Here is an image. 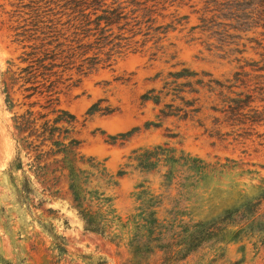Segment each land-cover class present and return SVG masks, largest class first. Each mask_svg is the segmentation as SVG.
Here are the masks:
<instances>
[{
  "label": "rangeland",
  "instance_id": "rangeland-1",
  "mask_svg": "<svg viewBox=\"0 0 264 264\" xmlns=\"http://www.w3.org/2000/svg\"><path fill=\"white\" fill-rule=\"evenodd\" d=\"M116 7L125 16L122 28L112 29L121 36L115 40L119 46L94 43L92 20L102 9ZM16 32H23L22 41H14ZM41 42L58 52L61 65L50 76L56 82L53 105L75 115L69 136L79 141L80 153L70 171L64 154L49 152L48 142L34 140L37 147H23L14 114L23 112L28 100L15 91V106L8 107L0 90V264H125L132 257L133 221L149 198L161 223L209 222L262 192L264 124L232 127L221 112L239 92L252 95L250 107H264L262 0H0V73L23 65L17 57L30 50L27 45ZM106 52L111 53L107 62ZM94 55L99 63L79 71L82 58ZM182 67L197 72L203 82H213L198 93H183L198 98L200 113L191 119L171 116L160 127L145 129V122L159 120L161 104L142 105L140 95L151 88L158 91L168 72ZM35 98L45 104L44 97ZM97 101L112 112L87 115ZM173 103L182 104L178 99ZM50 108L36 104L33 110ZM54 116L48 113L47 118ZM134 128L124 141H106L108 135ZM169 133L175 136L169 138ZM164 143L176 157L187 162L196 158L205 168L196 172L180 159L171 165L169 182L163 177L169 165L141 171L135 154ZM17 156L22 169L9 172ZM22 170L33 185V206L19 195ZM72 177L82 207L95 214L109 238L83 230L70 190ZM140 191L144 193L138 199ZM57 236L64 237L62 252ZM258 239V234L228 237L178 264H264Z\"/></svg>",
  "mask_w": 264,
  "mask_h": 264
},
{
  "label": "trees",
  "instance_id": "trees-1",
  "mask_svg": "<svg viewBox=\"0 0 264 264\" xmlns=\"http://www.w3.org/2000/svg\"><path fill=\"white\" fill-rule=\"evenodd\" d=\"M262 2L264 3V0ZM123 18H125L124 14L117 7L102 9V14L96 15L92 20L94 23L93 29L95 30L94 35L96 34L94 43L119 46V42H115V40H120L121 36L114 33L112 29L113 27L121 29L120 20ZM86 21L85 24H88V18ZM102 22L104 25L101 26ZM87 31L86 29L85 32ZM14 35V41H22L19 37L23 36V32H16ZM46 44H49V42ZM46 44L41 42L38 45H27L30 50H23L17 57L19 63H23V65H16L15 68L8 67L6 71L0 73V90L4 93L8 107L15 106L12 96L15 91H19L22 97L28 100V107L23 112H15L14 114V126L20 133H23L20 138L23 147H37L38 144L33 143L34 140H39L41 144L48 142L51 145L49 152L63 153L64 158L69 163L70 171H73L75 156L80 153L77 151L79 141L69 136V133L74 127L76 117L67 110L53 105L56 101L54 96L56 82L50 76L55 73L54 68L61 64L56 61L58 52L48 49L45 46ZM88 46L90 45L85 44L82 47ZM25 47L26 45H23V48ZM86 53V49H83L80 54L84 55ZM105 55L106 59L103 61L107 62L111 53L106 52ZM97 63H99L97 56H85L82 58V63L79 64L78 69L84 73ZM197 75V72L187 67H182L174 72L170 71L161 89L155 91L151 88L140 95L142 105L148 101L157 106L161 104L157 114L159 120L145 122V129L160 127L161 121L171 116L180 119H191L200 113L201 108L197 104L198 98L188 99L183 94L185 92L198 93L199 87L211 88L213 82H203L202 78H196ZM180 79H183V81H179ZM214 83L222 86L219 82ZM169 95L172 96L171 101L164 102L163 99ZM38 96L45 98V104H39L38 98L33 99V97ZM175 99L180 100L182 104H174ZM252 100L251 94H245L242 97V92L237 94V98L229 99L226 107L221 110L224 114V120L232 127L239 125L249 128L254 124H264V107L260 111L257 108L250 107ZM36 104L43 109L51 108L48 112L35 111L33 107ZM99 111L107 114L112 112V109L109 107L101 108L100 101H97L88 108L86 114L92 115ZM48 113H54L55 116L52 119L47 118ZM135 129L108 135L106 141L110 144L116 143L119 139L124 141ZM174 136L173 133L167 134L169 138ZM66 139L67 142H65ZM80 157L82 159V155ZM134 158L137 161L138 168L143 172H152L158 169V166L162 163L163 165H169V168L163 174L165 182H169L172 177V163L178 162L180 159H183L184 163L196 172H202L205 168V165L201 164L196 158L187 162L183 156L176 157L173 150L167 146V143H164L163 146L156 145L151 149L137 152ZM17 169H22L19 156L12 160L8 166L9 172ZM118 174L122 175L123 171L120 170ZM77 187L75 178H70V190L73 194V201L76 207L79 208L78 214L83 222V230L109 238L95 214L82 207L83 199ZM32 189L33 185L30 177L22 170L18 191L20 197L28 205H32V198L30 197ZM142 193L144 191H140L137 196L138 199H140ZM142 202L145 203V200H142ZM154 203L153 198H149L145 209H141L139 214L136 215L137 220L133 221L135 232L130 243L132 257L125 264H178L189 254L207 244H215L228 237L231 239L240 236L253 237L254 234L259 236L258 250H261L264 257V186L262 192L252 201H247L238 208L228 210L221 217L209 222L201 220L184 221L181 219L176 223L172 221L161 223L153 209ZM64 223L67 225L66 221ZM57 239L59 241L56 242V247L62 252L64 250V237L57 236ZM158 252H161V255L154 258ZM221 257L222 252H219L217 258Z\"/></svg>",
  "mask_w": 264,
  "mask_h": 264
}]
</instances>
